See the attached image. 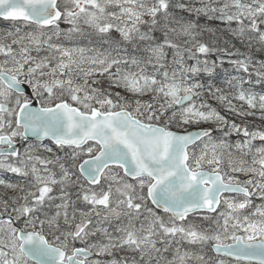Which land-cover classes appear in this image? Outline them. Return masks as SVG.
I'll use <instances>...</instances> for the list:
<instances>
[{"label": "snow or ice", "instance_id": "snow-or-ice-1", "mask_svg": "<svg viewBox=\"0 0 264 264\" xmlns=\"http://www.w3.org/2000/svg\"><path fill=\"white\" fill-rule=\"evenodd\" d=\"M173 9L211 13L247 51ZM0 18V170L22 181L0 179V264H264V130L206 98L264 120L245 88L264 82V0H0ZM85 35L101 49L66 43ZM209 54L241 73L226 89L190 82L215 73Z\"/></svg>", "mask_w": 264, "mask_h": 264}, {"label": "rangeland", "instance_id": "rangeland-1", "mask_svg": "<svg viewBox=\"0 0 264 264\" xmlns=\"http://www.w3.org/2000/svg\"><path fill=\"white\" fill-rule=\"evenodd\" d=\"M185 2V4H188V5H190L192 8H196V7H200L201 6V0H185L184 1ZM204 2H207V0H204ZM177 10H179V11H183V12H186V14L185 13H173L177 18H179V19H181V20H189V19H191L192 21H194V22H198V24L199 23H201V24H204V25H202V26H205V29L204 28H200V24H199V28L202 30V37H201V39L204 41V42H207V43H209V44H211L210 43V41H209V39H206V35H207V30H206V28H208V23L209 22H212V21H216V23H217V25H216V27L219 25H221L220 27L218 26L217 27V29H218V32H221V33H223V34H225L226 33V35H225V37L227 36V35H229L230 34V31H229V25L228 24H226L225 22H223V21H221L220 19H218V18H216V17H213V18H209V16H212V14L210 13L209 14V16H204V15H200V16H197L196 14H195V12L193 11V12H189V11H186V10H181V9H177ZM194 16V17H193ZM202 19V20H201ZM210 20V21H209ZM61 27H67L66 25H64V24H61ZM225 27V28H224ZM231 27H235V25L233 24ZM221 28H224L222 31H220V29ZM11 30H14V25H13V23H9V24H1V26H0V33H5V32H7V31H11ZM225 31V32H224ZM227 33H229V34H227ZM118 35V34H117ZM157 35H160V33H157ZM229 37H231V38H233L232 36H231V34L229 35V36H227L226 37V39H228ZM234 39V38H233ZM67 44H68V46H72V47H75V46H79V47H86V48H97V49H101V46H102V41L100 40V38L98 37V36H96V35H91V36H88V35H85V36H83V37H78L76 40H74V41H72V42H66ZM108 47V45H106V44H103V48H107ZM128 48V49H127ZM130 48V49H129ZM245 49V47L242 45V50H244ZM132 50V51H131ZM231 51H232V49H230ZM255 53H256V51H254ZM121 54L122 55H138V53H137V51H136V49H135V46H127L126 47V50H122V52H121ZM262 55H263V58H264V54L263 53H261ZM208 59L209 60V62L211 63L212 61H216V64H217V66H220L221 64H220V62H219V60L216 58V59H213L212 58V54H209L207 57H201V59ZM224 58V60H225V64H228L227 63V60L229 59V57H227V56H224L223 57ZM232 59L234 58V57H231ZM236 58V57H235ZM234 58V59H235ZM263 58H257V59H254V61H256V62H259V61H262V60H264ZM168 59H169V62L171 61V54H169V57H168ZM188 63H194V61H188ZM232 66V65H231ZM215 72H216V70H215ZM237 72V71H236ZM214 75V74H213ZM212 75V76H213ZM238 75H241V73H238L237 72V76ZM244 75V78L247 80L248 79V76H247V74H243ZM254 75V74H253ZM252 75V77H251V82H253L252 83V85L253 86H256V85H258V84H260V83H264V82H260V83H257L256 82V80H257V77L254 75L253 76ZM212 76H208L207 74H204V73H200L199 75H197V76H194V77H192V80L190 81V82H198V83H201V84H204L205 85V87H206V81H207V83H210V84H212L211 83V78H212ZM204 78H207L206 79V81L204 82ZM97 79H99V80H101V84H100V86L102 87V88H105V89H107L108 88V83L106 82V80H105V78H103V77H97ZM253 80V81H252ZM222 87H224L225 89H226V84H224V86H222ZM114 91H121V94L123 95V94H125L121 89H114ZM252 93H254L255 95H256V93L255 92H252ZM257 97H259L260 95H256ZM144 99H149V97H144ZM233 103L235 104V103H240V104H242V102H240V101H236V100H233ZM236 105V104H235ZM243 108H244V110H249V109H247V105L246 104H244L243 105ZM252 111H254L255 112V114L254 115H256V117H258V118H260V115H261V113H260V110L257 108L256 110H252ZM221 114H224V115H227V116H229L230 118H234V119H239V118H237V117H232L231 116V114H229V113H227L225 110L223 111V113H221ZM264 121V120H263ZM197 127H213L214 128V125H211V124H204V125H200V126H192V128H190V129H194V128H197ZM189 129V130H190ZM214 137H220V136H222V134H214L213 135ZM242 138V135L241 136H238L236 133H233L230 137H227L226 139L230 142V143H234L236 140H238V139H241ZM261 143H264V142H261V141H259V140H257V141H255L254 142V144H256L257 146H259ZM57 155H63L64 153L62 152V151H56V150H53ZM1 173H0V179H4L5 180V178H2V176H8V175H14V174H12V173H7V172H4V171H0ZM241 179H245V177H243V176H241L240 177ZM8 182H12V183H20V182H22L21 180H20V178H16L14 181H8ZM3 192H5V190L3 189V188H0V193H3ZM7 194L8 195H12L13 193H11V191L10 190H8V192H7ZM261 201L258 199V198H255L254 197V203H256V204H259ZM181 251L183 252V251H189V252H198L199 251V247L198 246H194V245H192V246H190V245H187V244H184V245H181ZM167 256H168V258L169 259H171L172 258V253H168V254H166ZM214 255V254H213ZM99 259H101V257H99Z\"/></svg>", "mask_w": 264, "mask_h": 264}, {"label": "trees", "instance_id": "trees-1", "mask_svg": "<svg viewBox=\"0 0 264 264\" xmlns=\"http://www.w3.org/2000/svg\"><path fill=\"white\" fill-rule=\"evenodd\" d=\"M184 1L185 0H181V2L185 3ZM174 2H175V0H174ZM173 13H179V14L180 13L181 14L185 13L186 14V12L179 11L177 9H173ZM214 23H215V25H214ZM199 24H200V28H204L205 29V26H202L204 24H201V23H199ZM207 25H208V28H206V30H207L209 35L208 34L206 35V39H209L210 43H212V41L215 40V41H217L218 46H220V47L221 46L222 47H228L229 49H232V51H235V49H240L241 52L247 51L246 48L244 50H242V44L238 40L233 39L231 37H229V40L225 39L226 38V37L224 38L225 34L217 31V27H215L217 25L216 21L209 22ZM220 34H222V36ZM218 37H221V38L223 37V39H225V40L221 41L223 39L220 40V38H218ZM225 41H228V43L225 44ZM232 45H235V48H232L231 47ZM263 54H264V52H263ZM250 55L252 56L253 59L260 58V55H261V58H263V55L261 54V52H256L255 53L254 51H252L250 53ZM212 58L216 59L217 58V54H213ZM233 76H237V72H236L235 68L233 66H231L230 64H225L224 63L223 65H220V66L216 67V72L214 73V75L211 78V83H212L211 85H213L214 87H222V86H224V84H226V81L228 79H231ZM206 79L207 78H204V82L206 81ZM206 84L207 85H206L205 88H207V86L210 83H207V81H206ZM245 88L246 89L249 88L247 90H249L251 92H255L256 95H264V83H260V84H258L256 86H253L252 83H249V84L245 85ZM206 98L208 99V102L213 107H216L219 111H221V113H223L224 109H223V107H221L218 104L217 101H215L214 99L208 98V97H206ZM235 104H236V106L238 108L241 107L240 103H235ZM237 118H239V119H235L236 122L239 123V124H242V125H246L249 128L250 131H253V130H264V121L262 119L256 117V115H252V116H248V117H242V118L241 117H237ZM217 133L221 134L219 132H215L214 131L213 135L214 134L216 135Z\"/></svg>", "mask_w": 264, "mask_h": 264}, {"label": "flooded vegetation", "instance_id": "flooded-vegetation-1", "mask_svg": "<svg viewBox=\"0 0 264 264\" xmlns=\"http://www.w3.org/2000/svg\"><path fill=\"white\" fill-rule=\"evenodd\" d=\"M9 23H13V22H11V21H6V20H0V26H1V24H9ZM44 143H46L49 147H52L53 148V150H56V151H58L56 148H55V146L52 144V143H50V142H44ZM2 178H5V180L6 181H14L16 178H19V177H17L15 174L14 175H8V176H2ZM81 207H82V205H81ZM94 259H99V257H93ZM101 259L102 260H105V259H108L107 257H101Z\"/></svg>", "mask_w": 264, "mask_h": 264}, {"label": "bare ground", "instance_id": "bare-ground-1", "mask_svg": "<svg viewBox=\"0 0 264 264\" xmlns=\"http://www.w3.org/2000/svg\"><path fill=\"white\" fill-rule=\"evenodd\" d=\"M209 21H210V20H209ZM214 25H215V23H214ZM214 25H213V26H214ZM218 26H219V25H218ZM218 26H217V27H218ZM220 26H221V25H220ZM220 26H219V27H220ZM215 27H216V26H215ZM221 27H222V26H221ZM224 28H225V27H224ZM224 28H221V29L223 30ZM214 29H215V28H214ZM219 29H220V28H219ZM221 29H220V31H222ZM224 30H225V29H224ZM213 31H214V30H213ZM217 31H218V29H217ZM210 32H211V31H210ZM224 32H225V31H224ZM214 33H215V32H214ZM207 34H208V33H207ZM218 34H219V33H218ZM227 34H229V33H227ZM208 35H209V34H208ZM214 35H215V34H214ZM220 35L222 36V34H220ZM225 35H226V33H225ZM229 35H230V34H229ZM229 35H227V36H229ZM217 36H218V35H217ZM227 36H226V37H227ZM218 38H220V40L223 39V37H222V38H221V37H218ZM224 38H225V36H224ZM225 39H226V38H225ZM225 39H223V40H221V41H224ZM228 40H229V38H228ZM219 44H220V43H219ZM125 47H127V46H125ZM128 47H129V46H128ZM130 47H131V46H130ZM221 47H222V46H221ZM127 49H128V48H127ZM129 49H130V48H129ZM131 51H132V50H131ZM261 53H263V52H261ZM212 55H213V54H212ZM221 55H222V54H221ZM254 55H255V54H254ZM257 56H258V55H257ZM258 57H259V56H258ZM234 58H235V57H234ZM234 58H233V59H234ZM256 58H257V57H256ZM260 58H261V55H260ZM258 59H259V58H258ZM258 59H257V60H258ZM263 59H264V58H263ZM253 60H254V59H253ZM253 76H254V75H253ZM252 81H253V80H252ZM251 83H253V82H251ZM247 89H249V88H247Z\"/></svg>", "mask_w": 264, "mask_h": 264}, {"label": "water", "instance_id": "water-1", "mask_svg": "<svg viewBox=\"0 0 264 264\" xmlns=\"http://www.w3.org/2000/svg\"><path fill=\"white\" fill-rule=\"evenodd\" d=\"M0 19H2V18H0ZM2 20H3V19H2ZM195 129H196V128H194V129H190V130H195ZM45 142H50V141H47V140H46Z\"/></svg>", "mask_w": 264, "mask_h": 264}]
</instances>
